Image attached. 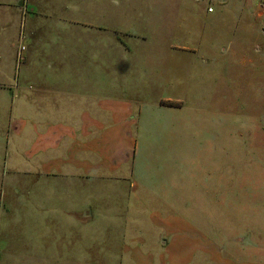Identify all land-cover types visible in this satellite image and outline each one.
I'll return each mask as SVG.
<instances>
[{
  "label": "rangeland",
  "instance_id": "rangeland-1",
  "mask_svg": "<svg viewBox=\"0 0 264 264\" xmlns=\"http://www.w3.org/2000/svg\"><path fill=\"white\" fill-rule=\"evenodd\" d=\"M104 1L114 10L115 71L128 69V74L134 65L167 68L175 61H193L197 91L183 110L202 117L208 127L218 125L214 114L219 115L224 149L179 130L171 170L176 178H140L143 187L133 178H83L67 184L43 177L29 193L26 161L13 148L18 136L12 129L7 133L8 120L0 115V264H264V54L258 56L257 72L235 64L222 72L218 55L215 61L210 54H170L166 49L183 44L187 30H201L199 9L208 0ZM223 30L225 35L216 38L220 44L232 38ZM18 44L15 38L12 50ZM207 178H225L224 191L203 188ZM14 184L18 193L3 196L4 187L8 192ZM73 192L75 198L67 199ZM66 209L83 211L82 220ZM167 222L179 228L174 243L184 236L195 245L166 246L172 238Z\"/></svg>",
  "mask_w": 264,
  "mask_h": 264
},
{
  "label": "crops",
  "instance_id": "crops-1",
  "mask_svg": "<svg viewBox=\"0 0 264 264\" xmlns=\"http://www.w3.org/2000/svg\"><path fill=\"white\" fill-rule=\"evenodd\" d=\"M212 5V12L204 5L199 9L204 21L198 33L187 30L181 46L172 44L177 47L166 50L210 54L215 61L218 55L222 72L232 67L229 64L257 72L258 56L264 54L260 0H213ZM113 16L112 4L104 0L66 5L61 0H0V115L8 120L7 133L12 129L18 136L13 148L26 161L29 193L43 177L67 184L83 178H133L141 186L140 178H176L171 170L179 130L201 136L215 150L224 149L225 127L219 115L214 114L218 125L208 127L202 117L183 110L197 91L193 61H175L167 68L134 65L128 74V69L115 71ZM223 28L232 38L220 44L216 38L225 35ZM15 38L20 44L12 50ZM19 51L24 56L20 70ZM139 70L153 81L145 80ZM204 183L206 190L222 192L225 178H207ZM16 187L8 192L4 187L3 196L16 195ZM74 198L73 192L67 199ZM65 212L82 220L83 211ZM164 225L172 235L166 246L195 245L184 236L174 243L178 226Z\"/></svg>",
  "mask_w": 264,
  "mask_h": 264
},
{
  "label": "built area",
  "instance_id": "built-area-1",
  "mask_svg": "<svg viewBox=\"0 0 264 264\" xmlns=\"http://www.w3.org/2000/svg\"><path fill=\"white\" fill-rule=\"evenodd\" d=\"M261 2V6L264 9V0H260ZM213 6L210 4V0H208V6H207V10L208 11H213ZM23 12L25 13V7L23 8ZM24 49V45L21 46V50ZM20 50V51H21ZM19 51V53L17 54V60L18 62L22 61L24 59V56L21 54V52Z\"/></svg>",
  "mask_w": 264,
  "mask_h": 264
}]
</instances>
